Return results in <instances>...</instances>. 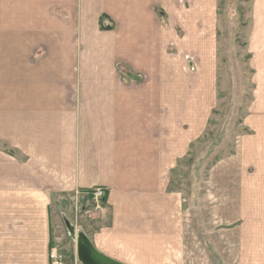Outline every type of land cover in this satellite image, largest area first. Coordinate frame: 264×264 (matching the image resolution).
I'll use <instances>...</instances> for the list:
<instances>
[{"label": "crops", "instance_id": "1", "mask_svg": "<svg viewBox=\"0 0 264 264\" xmlns=\"http://www.w3.org/2000/svg\"><path fill=\"white\" fill-rule=\"evenodd\" d=\"M218 10L0 0V240L37 241L43 264L56 240L83 264L84 237L123 264H264V103L212 167L194 149L217 104Z\"/></svg>", "mask_w": 264, "mask_h": 264}, {"label": "rangeland", "instance_id": "2", "mask_svg": "<svg viewBox=\"0 0 264 264\" xmlns=\"http://www.w3.org/2000/svg\"><path fill=\"white\" fill-rule=\"evenodd\" d=\"M218 12L217 104L207 134L194 147L209 153L207 168L237 146L247 131L243 120L249 106L264 103V0H219ZM178 184L182 187V181ZM1 215L14 213L1 210ZM25 243L0 240V252L5 254L0 255V264H43L39 243L32 242L31 254L23 252ZM52 248L64 253L66 264H81L68 242L57 240L48 247V264Z\"/></svg>", "mask_w": 264, "mask_h": 264}, {"label": "water", "instance_id": "3", "mask_svg": "<svg viewBox=\"0 0 264 264\" xmlns=\"http://www.w3.org/2000/svg\"><path fill=\"white\" fill-rule=\"evenodd\" d=\"M78 258L83 264H123L101 254L85 237L79 240Z\"/></svg>", "mask_w": 264, "mask_h": 264}, {"label": "built area", "instance_id": "4", "mask_svg": "<svg viewBox=\"0 0 264 264\" xmlns=\"http://www.w3.org/2000/svg\"><path fill=\"white\" fill-rule=\"evenodd\" d=\"M95 209H101L103 206V198L105 196V190L103 187H95L90 192ZM49 259L51 264H66V257L56 248H52L49 252Z\"/></svg>", "mask_w": 264, "mask_h": 264}]
</instances>
